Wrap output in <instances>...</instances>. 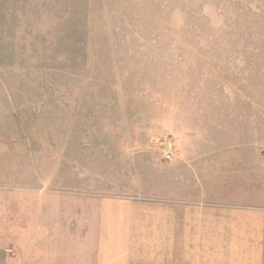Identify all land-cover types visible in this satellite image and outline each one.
<instances>
[{
  "label": "rangeland",
  "instance_id": "obj_1",
  "mask_svg": "<svg viewBox=\"0 0 264 264\" xmlns=\"http://www.w3.org/2000/svg\"><path fill=\"white\" fill-rule=\"evenodd\" d=\"M213 173L264 204V0H0L1 203L199 199Z\"/></svg>",
  "mask_w": 264,
  "mask_h": 264
},
{
  "label": "crops",
  "instance_id": "obj_2",
  "mask_svg": "<svg viewBox=\"0 0 264 264\" xmlns=\"http://www.w3.org/2000/svg\"><path fill=\"white\" fill-rule=\"evenodd\" d=\"M242 158L249 162L239 175L256 191L255 161ZM217 176L199 199L176 181L169 200L0 198V264H264V204L214 200Z\"/></svg>",
  "mask_w": 264,
  "mask_h": 264
},
{
  "label": "built area",
  "instance_id": "obj_3",
  "mask_svg": "<svg viewBox=\"0 0 264 264\" xmlns=\"http://www.w3.org/2000/svg\"><path fill=\"white\" fill-rule=\"evenodd\" d=\"M163 158L165 161H172L175 158V153L171 148V145H168L166 149H163Z\"/></svg>",
  "mask_w": 264,
  "mask_h": 264
}]
</instances>
